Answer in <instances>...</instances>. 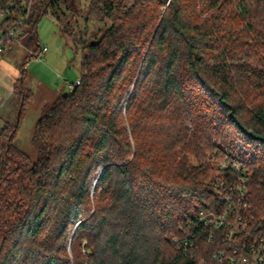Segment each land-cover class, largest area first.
<instances>
[{
    "label": "trees",
    "instance_id": "trees-1",
    "mask_svg": "<svg viewBox=\"0 0 264 264\" xmlns=\"http://www.w3.org/2000/svg\"><path fill=\"white\" fill-rule=\"evenodd\" d=\"M53 3L0 0V35L30 8L11 43L38 55ZM88 7L105 31L81 43L80 83L36 121V161L16 144L29 58L15 82L20 121L0 129V264H201L219 244L196 217L225 210L242 177L237 240L264 248V0ZM191 235L190 252L173 243Z\"/></svg>",
    "mask_w": 264,
    "mask_h": 264
},
{
    "label": "rangeland",
    "instance_id": "rangeland-1",
    "mask_svg": "<svg viewBox=\"0 0 264 264\" xmlns=\"http://www.w3.org/2000/svg\"><path fill=\"white\" fill-rule=\"evenodd\" d=\"M53 1L54 6L49 8V12L38 24V42L42 49H48L47 53L40 51L38 55H33L34 50L28 49L23 42H10L11 44L5 46L0 64L1 70L4 71L0 77L10 84L11 78L21 77V67L29 58L22 86L24 90L32 93V97L25 106L23 119H30L35 112L37 116L28 128L22 129L25 136H18L16 144L34 161L38 157L37 146L32 142L36 121L62 93L71 91L81 78V43L95 42L94 37L100 36L106 28L104 23L88 19L89 0ZM7 91L6 87L0 90V129L7 122L14 124L20 121L21 90L9 94ZM23 119L21 125L24 126ZM215 152L214 157L221 167H228L230 163L233 165L232 160H224L227 156L220 159L224 153L218 155L219 152ZM191 161L196 165L200 164L199 160L193 157Z\"/></svg>",
    "mask_w": 264,
    "mask_h": 264
},
{
    "label": "built area",
    "instance_id": "built-area-1",
    "mask_svg": "<svg viewBox=\"0 0 264 264\" xmlns=\"http://www.w3.org/2000/svg\"><path fill=\"white\" fill-rule=\"evenodd\" d=\"M29 9L18 25L10 28L6 34L0 35V54L4 52L8 43L21 36L22 26L28 18ZM41 51L47 53L48 49L46 47L41 48ZM76 83H80V80ZM233 166L237 170L240 169L237 163H234ZM241 173L245 174V170ZM246 185L247 180L242 177V180H239L236 186L231 187L230 194L227 197V207L221 213H216L210 209L199 211L196 220L203 227L212 228V231H208L206 235L209 244L215 242L219 244L209 256L204 257L201 264H212V262L219 264H264V248L262 246L256 247L253 244L239 243L237 240V234L243 231L244 223L239 209H247L250 206L247 199L248 190ZM218 186L221 189H227L223 182L219 183ZM235 193L237 194L236 197H234ZM195 236L177 238L173 240V243L177 244L184 253H187L196 246Z\"/></svg>",
    "mask_w": 264,
    "mask_h": 264
},
{
    "label": "crops",
    "instance_id": "crops-1",
    "mask_svg": "<svg viewBox=\"0 0 264 264\" xmlns=\"http://www.w3.org/2000/svg\"><path fill=\"white\" fill-rule=\"evenodd\" d=\"M4 52L2 54H0V64L2 63V59H3ZM2 73H4V71L1 70V67H0V74H2ZM10 77H12V76H10ZM10 80L12 81V83L9 84V82L7 83L4 80V78H1L0 77V90L5 89V87H6V90L8 89V91L6 92L7 94L12 93L14 91L13 89H14L15 82L17 81V78L16 77H15V79L14 78H11ZM30 114L33 115L31 112H30ZM36 116H37V113L35 112L34 115L31 116L30 119H28V118L23 119L24 126L23 125H20L19 131H18V134H17V137L21 135L20 137L24 138L25 135L23 136L22 129L23 128H28L32 124V121L35 119ZM21 124H22V122H21Z\"/></svg>",
    "mask_w": 264,
    "mask_h": 264
},
{
    "label": "water",
    "instance_id": "water-1",
    "mask_svg": "<svg viewBox=\"0 0 264 264\" xmlns=\"http://www.w3.org/2000/svg\"><path fill=\"white\" fill-rule=\"evenodd\" d=\"M64 95H66V93H64ZM21 112V111H20Z\"/></svg>",
    "mask_w": 264,
    "mask_h": 264
}]
</instances>
